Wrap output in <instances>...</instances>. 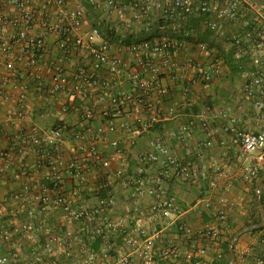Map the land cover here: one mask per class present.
Returning a JSON list of instances; mask_svg holds the SVG:
<instances>
[{
    "label": "built area",
    "instance_id": "built-area-1",
    "mask_svg": "<svg viewBox=\"0 0 264 264\" xmlns=\"http://www.w3.org/2000/svg\"><path fill=\"white\" fill-rule=\"evenodd\" d=\"M50 37L53 48L47 45ZM128 38L130 44L124 42ZM228 60L245 98L264 121V0H0V67L5 72L0 101L27 108L26 93L33 89L42 110L65 96L73 103L63 111L76 116L70 129L64 124L45 130L25 124L20 111L10 112L23 123V134L11 148L0 146V178L12 171L21 186L13 195L16 210L0 218V246L15 243L18 249L1 255L0 264H51L50 258L58 256L67 264H106L109 249L91 247L116 239L122 242L116 264H155L156 256L208 264V249L223 243L228 210L216 211L214 222L200 229L188 224L168 180L188 183L201 172L191 160H180L171 143H185L200 128L207 142L195 150L197 159L215 139L223 147L228 140L245 183L255 184L264 171V130H241L228 108L219 111L204 101ZM167 80L184 108L203 104L176 129L157 130L177 114L165 107ZM12 81L19 83L16 98L5 91ZM224 119L229 124L215 126ZM110 134L126 135L131 147L146 139L134 162L124 143ZM100 143L112 153L103 156ZM28 152L39 174L33 180L28 169L13 163ZM132 167L136 171L130 174ZM213 168L212 188L220 179L234 180L220 166ZM115 184L133 202L126 218L115 216ZM204 208L209 211L212 204L206 201ZM53 213L58 218L50 221ZM63 227L64 235H57ZM174 230L187 240L184 250L170 239ZM39 234L46 236L43 246L31 250L30 257L23 255L20 238L33 242ZM261 239L264 243V235Z\"/></svg>",
    "mask_w": 264,
    "mask_h": 264
},
{
    "label": "crops",
    "instance_id": "crops-1",
    "mask_svg": "<svg viewBox=\"0 0 264 264\" xmlns=\"http://www.w3.org/2000/svg\"><path fill=\"white\" fill-rule=\"evenodd\" d=\"M39 30H34L33 34H38ZM54 38L50 37L47 39V45L49 48L55 47ZM5 72L0 67V81L4 77ZM164 85L169 90L168 97L165 99L166 109L175 108L177 111L176 118L165 122L157 127V130L164 128L176 129L180 124L186 122V117L190 112L198 111L201 104H196L192 108H184L183 98L180 96L177 88H174L170 81H165ZM127 87L126 84H124ZM6 93L16 98L20 95L19 83L17 81L10 82L5 86ZM27 96V108L16 109L13 102L4 103L0 101V123L3 131L0 133V146L3 148H11L13 143L17 141L22 132V125L17 119L10 118V112L18 110L25 117L24 123L29 122L39 126L42 129L50 130L54 127L56 121H61L67 125V129H70L75 122L76 116L71 112H64L63 110L73 103L72 99H68L65 96H57L53 101L54 103L50 106L47 111L42 110L43 102L40 96L34 92L33 89H29L26 93ZM208 105L219 111H224L227 108L231 111L236 119V127L245 131H259L264 130V121H262L256 111L253 109L251 103L245 98L243 90L240 85L238 72L232 66L230 60L227 61V66L223 71L221 77L216 80L215 88L212 94L204 100ZM27 121V122H26ZM222 124H229V121L224 119L223 121L217 122L219 126ZM110 139H119L129 150V157L134 162L136 154L144 145L145 138L137 139L138 147H131L127 141V137L124 134H110ZM207 142V135L200 128H196L185 143L179 141H172L171 148L173 153L180 160H191L193 164L198 167L201 174L199 177L194 178L188 183L177 181L175 178H169L168 180V191L175 195L181 207L186 212V221L194 229H200L214 222V216L216 211L227 208L228 210V222L224 225V239L220 247L209 248L205 261L208 264H217L224 261L227 257L224 254L225 247L231 236L241 229L245 228L243 225L250 222L252 219L258 216L261 219V212L258 203L257 190L255 184H247L241 178L239 174V162L236 159V150L229 144L227 140V146L223 147L215 139L210 147L204 148V155L202 159H197L194 156L196 149L203 147L204 143ZM66 156L71 155L72 142L69 143ZM99 151L103 156L110 155L112 149L105 144L100 143ZM14 166L24 167L29 170L30 178L33 180L38 177L35 166V157L32 153L26 154L25 157L14 158ZM213 165L220 166L229 175H234L233 181H228L225 178L220 179L217 182L215 188L210 186L212 176H214ZM118 165H114L117 167ZM89 170L88 166L85 167ZM136 171L132 167L129 171L130 174ZM155 170H151V175H154ZM264 172V171H263ZM29 180V179H28ZM27 180V181H28ZM257 182V181H256ZM20 183L15 182L12 178V171L5 172L0 178V218L1 220L8 219L14 210H16V202L13 199V195L20 191ZM261 196L264 199V183L261 187ZM114 190L118 194V211L115 216L126 218L133 202L130 199V195L127 191H123L119 185H114ZM210 202L212 204L211 210L204 208V202ZM151 201L145 202L147 207ZM4 208L1 209V207ZM4 209V210H3ZM24 217L23 215L21 218ZM58 218L55 213L49 216V220L53 221ZM1 223V222H0ZM66 228H59L56 234L63 236ZM261 230V229H260ZM246 233L242 235L234 247L235 263L234 264H263L264 256V243H262V236L264 235V228L260 231ZM234 236V235H233ZM233 238V237H232ZM46 236L39 234L36 239L31 242L24 238H20L21 246L19 251L30 257V252L33 249L39 250L44 242ZM170 239L173 244L178 246L181 250L186 248L187 240L182 238L181 235L177 234L174 230L170 235ZM18 239L15 240L17 242ZM231 242V241H230ZM115 245H111V244ZM111 248H106V246ZM122 245L120 239L106 241H97L91 248L93 250H108L110 251V257L106 264H116L115 261L118 258L117 252ZM230 246V245H229ZM18 247L15 243L13 246H0V256L7 254L11 249ZM221 258H218V255ZM155 264H179L178 261L162 260L158 256L155 257ZM51 264H67L66 261L61 257L50 258ZM262 262V263H260ZM25 264V263H24ZM99 264V263H96Z\"/></svg>",
    "mask_w": 264,
    "mask_h": 264
},
{
    "label": "water",
    "instance_id": "water-1",
    "mask_svg": "<svg viewBox=\"0 0 264 264\" xmlns=\"http://www.w3.org/2000/svg\"><path fill=\"white\" fill-rule=\"evenodd\" d=\"M264 183V174L257 180L255 186H256V190H257V197H258V203H259V208H260V212H261V221L259 224L256 225H250L247 226L243 229H241L240 231H238L237 233L234 234L231 242H230V246H229V253H230V262L228 264H234L235 263V255H234V247L235 244L237 243V241L239 240V238L246 234V233H252L254 231L260 230L264 228V206L262 204L261 201V187Z\"/></svg>",
    "mask_w": 264,
    "mask_h": 264
},
{
    "label": "trees",
    "instance_id": "trees-1",
    "mask_svg": "<svg viewBox=\"0 0 264 264\" xmlns=\"http://www.w3.org/2000/svg\"><path fill=\"white\" fill-rule=\"evenodd\" d=\"M117 40H118V39H117ZM124 42L127 43V44H130V43L132 42V39H131V38L125 39ZM62 125H64L63 122H61V121H56V123L54 124V127L62 126ZM263 174H264L263 171L260 172L259 175H258V177H257V179H256V181H257V180H258ZM256 181H255V183H256ZM261 201H262V204H263V206H264L263 195L261 196ZM260 221H261V219H260V217L258 216L257 218L252 219L250 222L245 223L243 226H244V227H247V226H250V225H256V224H259ZM261 230H262V229H261ZM261 230H260V231H261ZM254 232H256V231H254ZM235 233H236V232H235ZM235 233H234V234H235ZM234 234H233V235H234ZM233 235L231 236V238L229 239V241L227 242L226 247H225V252H224V254L226 255L227 258H226L224 261H222L221 263H217V264H228V263L230 262V258H231V257H230V253H229V245H230V241L232 240ZM263 264H264V256H263Z\"/></svg>",
    "mask_w": 264,
    "mask_h": 264
}]
</instances>
